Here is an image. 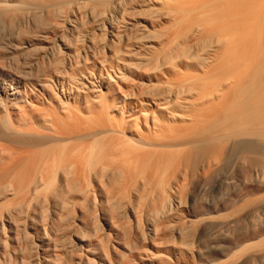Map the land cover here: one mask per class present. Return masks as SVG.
Segmentation results:
<instances>
[{"label": "bare ground", "instance_id": "bare-ground-1", "mask_svg": "<svg viewBox=\"0 0 264 264\" xmlns=\"http://www.w3.org/2000/svg\"><path fill=\"white\" fill-rule=\"evenodd\" d=\"M0 26L1 242L51 209L98 264H264V0H0Z\"/></svg>", "mask_w": 264, "mask_h": 264}, {"label": "rangeland", "instance_id": "rangeland-1", "mask_svg": "<svg viewBox=\"0 0 264 264\" xmlns=\"http://www.w3.org/2000/svg\"><path fill=\"white\" fill-rule=\"evenodd\" d=\"M0 28H2V27L0 26ZM2 30H0V33H2ZM1 35H2V37H0V41L2 39L4 40V37H7L6 33H5V35H4V33L0 34V36ZM96 37L97 38H94V39L98 40L97 44L100 46V43H101L99 40L100 38L98 35ZM82 42L83 41H81V43ZM3 43H7V42L5 41ZM85 43H86V41H84L83 46L87 45V43L86 44ZM26 53H24V55L21 54L22 56L20 54L17 55L18 59L13 60V64H11V65H14V66L17 65L18 66V63H19L18 67L21 68V66H23L22 64L28 65V63H29L28 66L33 67L34 69L36 66L37 67L43 66V64L41 62H43L45 60H41L40 56L35 55L37 53H35V52L34 53L32 52L33 54L31 52H26ZM37 57H38L39 61L37 60ZM25 59H26V61H25ZM24 62H26V64ZM31 62H32V64H31ZM15 63H17V64H15ZM33 63H35L36 65ZM223 170L224 171L221 170L217 176L220 177V179L225 177V180L229 181L231 179L233 181L232 177L234 175H232V174H234L233 173L234 171L232 169H228V168L226 170L225 169H223ZM221 176H223V177H221ZM40 210H38V211H40V214L38 211H35L37 213L32 212L31 218L33 217L34 219H31L30 216H29L30 219H28V218L26 219V218H24L23 215L22 216L16 215L17 218L19 216L23 217V220L20 217H19L20 220H18L19 218L17 219V218H15L16 217L15 216L13 220L17 219L18 221L16 220L17 222L16 221L14 222L12 220V223H13V225H12L13 229L12 230H8L9 220H7L6 214L4 215L5 217H3V220H4L3 222L5 225V232H3L2 237H1L2 242L0 241V243H1L0 244V264H98L97 261L94 260V252L91 250H90L91 252H87L85 246H83L81 244V242H79V240L77 239L78 236L80 235L79 233H77L73 229H71L73 231H69L68 229H70L71 227H66L65 229H67L68 232L64 233L65 231L64 232L61 231V232H63V236H61L62 233H60V231L57 232L58 230H60V228L57 227L58 228V230H57V228L53 227V224H52V222L56 221V219H59V218H56L58 215L57 216L52 215L51 209L50 210L40 209ZM42 211H44V212H42ZM76 213H79V211L77 212V210H76ZM92 215H95V217H96V213L95 214L92 213L90 216H92ZM13 216H14V214H13ZM50 216H52V217H50ZM73 216H75V215H72V217ZM51 218H56V219L53 221V220H51ZM75 218H76V216H75ZM96 219H97V217L95 219L94 218L92 219V217H91V219H90L91 220L90 222L92 224L91 226H93V224H94L93 220L97 223ZM57 222L58 221H56L55 224ZM96 223L93 227H97L96 225L101 224L99 222H98V224H96ZM55 224H54V226L57 225V224L56 225ZM42 228H45V229H42ZM25 230H26V232H25ZM103 231H107V230L105 229ZM103 231H100V232H103ZM64 234L66 237L64 236ZM99 235H100V233H99ZM59 236H61L60 239H59ZM56 240H57V242H56ZM5 242H6V244H5ZM91 259L94 262L89 263L90 262L89 260H91Z\"/></svg>", "mask_w": 264, "mask_h": 264}]
</instances>
